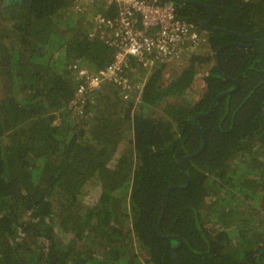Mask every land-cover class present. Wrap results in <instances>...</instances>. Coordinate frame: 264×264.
Instances as JSON below:
<instances>
[{
	"label": "trees",
	"instance_id": "trees-1",
	"mask_svg": "<svg viewBox=\"0 0 264 264\" xmlns=\"http://www.w3.org/2000/svg\"><path fill=\"white\" fill-rule=\"evenodd\" d=\"M200 1L214 11L212 26L253 45L222 48L221 73L219 47L240 39L205 31L208 44L188 52L182 68L167 59L152 68L142 104L112 82L76 113L73 65L95 73L114 55L90 37V17L113 12L99 4L81 12L77 0H0V264H175L179 240L157 230L170 186L179 188L166 194L161 230L183 238L180 264H264V227L234 225L233 208L246 204L228 206L223 194L239 179L244 196L261 197L264 0ZM174 5L204 31L206 8ZM222 74L239 87L198 119L206 147L180 167L203 143L193 118L236 86ZM247 228L254 233L236 243Z\"/></svg>",
	"mask_w": 264,
	"mask_h": 264
},
{
	"label": "built area",
	"instance_id": "built-area-1",
	"mask_svg": "<svg viewBox=\"0 0 264 264\" xmlns=\"http://www.w3.org/2000/svg\"><path fill=\"white\" fill-rule=\"evenodd\" d=\"M81 11L88 5H107L106 12L91 17L90 36H99L114 49L113 59L104 68L89 73L85 67L73 65L76 93L71 102L82 112L104 84L115 83L125 98L143 103L145 82L159 60L167 59L169 67L182 68L188 52L197 53L208 44V36L196 25L177 17L169 0H77ZM132 62L134 65H132ZM135 72V81L129 70Z\"/></svg>",
	"mask_w": 264,
	"mask_h": 264
},
{
	"label": "rangeland",
	"instance_id": "rangeland-1",
	"mask_svg": "<svg viewBox=\"0 0 264 264\" xmlns=\"http://www.w3.org/2000/svg\"><path fill=\"white\" fill-rule=\"evenodd\" d=\"M201 51V50H200ZM199 51V52H200ZM203 87V85H202ZM128 127L131 128V126L128 125ZM128 137H132V133L131 131L126 132ZM261 171V170H260ZM250 173V170L247 172ZM261 173V172H260ZM261 179H263V181L259 180L260 182V187H261V191L259 192L260 194V198L256 197L255 195L250 196H244V193H241V188H239V184L240 180L237 179L236 182L233 180V182H235L234 185H227L225 186V189L223 190V194H227L229 195V198L226 199V202L230 203L228 204V206L232 205L231 202H233L234 200L238 199V198H242L244 199V202L240 203V204H246L244 206H240L238 207H234L233 209H236L237 213L235 214L236 219L231 218L230 220L233 221L234 225H241L246 223V221H248V225H250L249 227H254L256 229H261L264 227V206L262 204L264 201V178L261 177ZM246 193L248 190H246ZM247 201V203H246ZM226 205V204H225ZM231 214L227 213L226 217H229ZM247 215V216H246ZM246 216V218H245ZM245 220V221H244ZM257 222H260V226H257ZM254 233V230L252 228H247V230L243 233H241V236L237 235L236 237V243H242L241 242V237H250V235H252Z\"/></svg>",
	"mask_w": 264,
	"mask_h": 264
},
{
	"label": "water",
	"instance_id": "water-1",
	"mask_svg": "<svg viewBox=\"0 0 264 264\" xmlns=\"http://www.w3.org/2000/svg\"><path fill=\"white\" fill-rule=\"evenodd\" d=\"M171 2H174L175 4H178V5H180V4H194V5H199V6H202V7H204V8H206L207 10H209V12L211 13V15H213L214 13V11H213V9H212V7L210 6V5H208L207 3H205V2H203V1H200V0H170ZM209 19V18H208ZM211 20V19H210ZM210 20H205V22H203V23H201V27H202V29L203 30H205V31H211V32H224V33H228V34H230V35H232V36H238V37H243V38H246V39H249V40H251V44L253 45V40H252V38H250V37H248V36H246V35H243V34H240V33H237V32H234V31H231V30H228V29H225V28H216V27H213V26H211V22H210ZM222 48H224V45H222V46H220L219 47V49H218V51H217V54H216V58H217V66H218V69H219V71L221 72V73H223L222 72V68H221V61H220V51L222 50ZM224 77H226L227 79H230V80H232V81H234V82H236V86H238L239 85V83L236 81V80H234V79H232V78H230V77H228V76H226V75H224V74H222ZM237 88V87H236ZM234 90H230V91H227V92H224V93H220V94H218L216 97H215V99H214V101H213V103H212V106L210 107V109H209V111H208V113H198L194 118H193V120H194V122H195V124H196V126H197V128H198V130L200 131V133H201V136H202V138H203V145H202V148L201 149H199L196 153H193V154H189L188 156H185V157H183L180 161H179V165H180V167H183V161L185 160V159H191V158H194L196 155H198L205 147H206V137H205V134H204V132L202 131V129H201V127H200V125L198 124V118L199 117H201V116H207L208 114H210L213 110H214V108H215V105H216V102H217V100L218 99H220L221 97H224V96H226V95H228V94H230L231 92H233ZM191 118V117H190ZM185 173V172H184ZM186 175V177H187V180L189 181V177H188V175L187 174H185ZM177 186H175V187H170L169 189H173V188H176ZM167 191V190H166ZM166 191L164 192V195H163V197H162V201H163V214H162V217L160 216V219H159V224H158V227H159V225H160V222H161V220H162V218H163V216H164V212H165V199H166ZM173 238H177V239H179L181 242H182V238L181 237H177V236H173ZM181 244H178L177 246H176V248H174L173 249V251H174V258H175V261H176V264H178V261H177V257H176V255H175V250L176 249H178L179 248V246H180Z\"/></svg>",
	"mask_w": 264,
	"mask_h": 264
},
{
	"label": "flooded vegetation",
	"instance_id": "flooded-vegetation-1",
	"mask_svg": "<svg viewBox=\"0 0 264 264\" xmlns=\"http://www.w3.org/2000/svg\"><path fill=\"white\" fill-rule=\"evenodd\" d=\"M199 6V5H198ZM209 11V10H208ZM214 13V12H213ZM191 14V13H190ZM208 16H209V19H206V21L207 20H210V22H211V26H212V23H214V14L213 15H211V13L210 12H208ZM203 22H205V21H203ZM202 22V23H203ZM213 27H216V28H225V27H222V26H214L213 25ZM225 29H228V28H225ZM228 30H230V29H228ZM232 31V30H231ZM215 32V31H214ZM217 32V31H216ZM235 32V31H234ZM238 33V32H237ZM228 34V33H227ZM240 34H243V35H246V34H244V33H240ZM230 35V34H229ZM232 36V35H231ZM246 36H248V37H250L251 38V36H249V35H246ZM233 37H236V38H238V39H240V41L238 42V41H230L229 43H227V44H225L224 45V47H226V46H229V45H233V46H246L244 43H242V41H248L249 43H250V45H252L251 44V40H249V39H246V38H243V37H238V36H233ZM253 42V41H252ZM231 78V77H230ZM227 79V78H226ZM232 81V80H231ZM236 84V83H235ZM237 87V88H236ZM238 87H239V85L238 86H235V88L233 89L234 91H236L237 89H238ZM233 91V92H234ZM212 113V112H211ZM200 118V117H199ZM198 118V119H199ZM198 129V128H197ZM199 131V130H198ZM200 132V131H199ZM201 134V133H200ZM202 137V136H201ZM202 140H203V138H202ZM207 144V143H206ZM202 145H203V143H202ZM201 148H202V146H201ZM200 148V149H201ZM204 150V149H203ZM202 152V151H201ZM200 152V153H201ZM199 153V154H200ZM197 156V155H196ZM185 175V174H184ZM186 177V176H185ZM170 187H173V186H170ZM169 187H167L166 189H165V191H166V194H167V192L169 191V190H172V189H168ZM174 189H176V188H174ZM164 191V192H165ZM163 195H164V193H163ZM165 201H166V199H165ZM163 202V201H162ZM166 206V205H165ZM162 213H163V205H162ZM165 213H166V207H165V212H164V216H165ZM164 216H163V218H164ZM161 217H162V214H161ZM163 218H162V220H163ZM161 223H162V221H161ZM158 224H159V222H158ZM158 224H157V230H158ZM160 230H161V225H160ZM161 233H162V230H161ZM158 235H159V233H158ZM163 235V234H162ZM170 235H174V234H170ZM168 236V235H167ZM161 237V236H160ZM180 237V236H179ZM165 239H169V238H165ZM175 239V238H174ZM168 248H169V245H167L166 247H165V249L166 250H168ZM172 252H173V249H172ZM173 257V256H172ZM178 257V256H177ZM173 260H174V258H173ZM175 261V260H174Z\"/></svg>",
	"mask_w": 264,
	"mask_h": 264
},
{
	"label": "bare ground",
	"instance_id": "bare-ground-1",
	"mask_svg": "<svg viewBox=\"0 0 264 264\" xmlns=\"http://www.w3.org/2000/svg\"><path fill=\"white\" fill-rule=\"evenodd\" d=\"M236 83V82H235ZM183 173H184V171H183ZM184 174H186V173H184ZM186 176V175H185ZM189 177V176H188ZM186 179H187V177H186ZM189 182H190V178H189V181L187 180V185L189 184ZM186 185V186H187ZM173 187H175V186H173ZM170 188V187H169ZM168 188V189H169ZM176 188H179V186H177ZM181 188V187H180ZM174 189V188H173ZM166 195V194H165ZM163 214V213H162ZM162 221V220H161ZM160 225H161V222H160ZM160 225H159V227H158V233H159V235L162 237V238H173V236H177V235H168V236H164V235H162V233H161V230H160ZM177 237H179V236H177ZM182 238V237H181ZM175 239H177V238H175ZM177 240H179V239H177ZM183 243H184V240H183V238H182V242L179 240V243L178 244H181L180 246H179V248L183 245ZM177 246V245H176ZM176 246L175 247H173V249L174 248H176ZM178 248V249H179ZM178 249H176L175 250V255H176V251L178 250ZM176 257H177V255H176ZM173 258H174V251H173ZM174 260H175V258H174ZM177 261H178V264H180L179 263V260H178V257H177ZM175 262V264H176V261H174Z\"/></svg>",
	"mask_w": 264,
	"mask_h": 264
},
{
	"label": "clouds",
	"instance_id": "clouds-1",
	"mask_svg": "<svg viewBox=\"0 0 264 264\" xmlns=\"http://www.w3.org/2000/svg\"><path fill=\"white\" fill-rule=\"evenodd\" d=\"M169 1H170V0H169ZM173 3H174V2H173ZM81 12H82V11H81ZM85 16L88 18V15H85ZM177 17H178V16H177ZM178 18H179V17H178ZM89 21H90V23H89V28H90L91 31H92L93 29H92L91 17H90V20H89ZM192 24H193V23H192ZM204 31H205V30H204ZM90 37H91V36H90ZM81 67H82V66H81ZM91 102H92V100L86 105V107L89 106ZM86 107H85V108H86ZM85 108H84V110H85ZM84 110H83V111H84ZM83 111H82V112H83ZM73 112H75V111H73ZM76 113H77V111H76ZM79 113H80V112H79ZM130 124H131V123H130ZM130 124H129V126H130ZM129 130L131 131V133H132V138H133L134 131H133L132 128H131V129L129 128ZM127 131H128V130H127ZM130 139H131V138H130Z\"/></svg>",
	"mask_w": 264,
	"mask_h": 264
}]
</instances>
